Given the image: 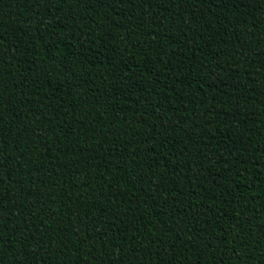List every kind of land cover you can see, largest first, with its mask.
<instances>
[{"label": "trees", "instance_id": "1", "mask_svg": "<svg viewBox=\"0 0 264 264\" xmlns=\"http://www.w3.org/2000/svg\"><path fill=\"white\" fill-rule=\"evenodd\" d=\"M0 264H264V0H0Z\"/></svg>", "mask_w": 264, "mask_h": 264}]
</instances>
